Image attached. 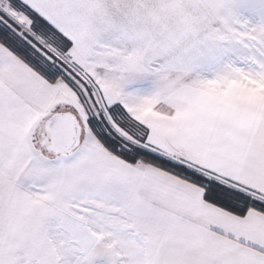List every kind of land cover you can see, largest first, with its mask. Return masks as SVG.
Here are the masks:
<instances>
[{
  "label": "snow or ice",
  "instance_id": "6c2138e0",
  "mask_svg": "<svg viewBox=\"0 0 264 264\" xmlns=\"http://www.w3.org/2000/svg\"><path fill=\"white\" fill-rule=\"evenodd\" d=\"M0 264H264V0H0Z\"/></svg>",
  "mask_w": 264,
  "mask_h": 264
}]
</instances>
